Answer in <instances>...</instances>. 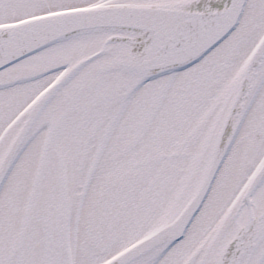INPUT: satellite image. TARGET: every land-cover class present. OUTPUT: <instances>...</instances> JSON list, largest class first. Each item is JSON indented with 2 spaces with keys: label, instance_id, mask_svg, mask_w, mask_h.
Instances as JSON below:
<instances>
[{
  "label": "snow or ice",
  "instance_id": "obj_1",
  "mask_svg": "<svg viewBox=\"0 0 264 264\" xmlns=\"http://www.w3.org/2000/svg\"><path fill=\"white\" fill-rule=\"evenodd\" d=\"M0 264H264V0H0Z\"/></svg>",
  "mask_w": 264,
  "mask_h": 264
}]
</instances>
